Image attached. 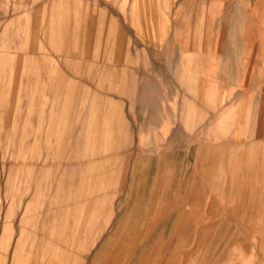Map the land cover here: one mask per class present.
<instances>
[{
	"label": "rangeland",
	"instance_id": "obj_1",
	"mask_svg": "<svg viewBox=\"0 0 264 264\" xmlns=\"http://www.w3.org/2000/svg\"><path fill=\"white\" fill-rule=\"evenodd\" d=\"M0 264H264V0H0Z\"/></svg>",
	"mask_w": 264,
	"mask_h": 264
}]
</instances>
